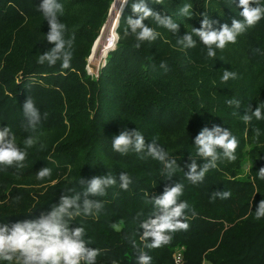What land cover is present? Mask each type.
Masks as SVG:
<instances>
[{
	"label": "trees",
	"instance_id": "1",
	"mask_svg": "<svg viewBox=\"0 0 264 264\" xmlns=\"http://www.w3.org/2000/svg\"><path fill=\"white\" fill-rule=\"evenodd\" d=\"M113 1L58 0L65 9L61 22L69 35L75 33L71 66L64 69L60 62L52 67L37 63L53 47L46 40L50 26L39 10L42 0H0V130L8 126L24 148L30 132L23 104L30 97L40 111L43 133L26 149L23 167L0 165V224L35 220L58 206L61 196L82 192L91 178L109 174L117 183L106 196L92 197L103 203L100 212L69 221L71 228L85 229L87 247L100 250L96 264H138L141 252L152 258L151 264H264V218L255 219L264 200V180L258 176L264 167V120L245 124L241 119L247 107L254 111L264 102V18L211 59L195 34V48L182 49L176 39L200 29L202 13L215 30L243 19L239 0H146L154 11L171 16L179 30L171 33L149 18L145 25L160 36L136 50V37L125 36V29L128 16L137 18L131 9L137 0H127L115 28V47L94 77L86 64ZM184 3L193 5L191 17L180 15ZM223 70L237 72L238 79L222 82ZM228 98L239 99L240 106L229 107ZM213 126L237 137V159H221L202 183L192 184L185 176L188 165L206 162L196 155L195 137ZM125 128L140 130L146 144L156 138L180 166L174 176L167 178L163 164L146 153L114 151L112 139ZM254 128L260 129L259 138ZM45 167L51 176L38 180L36 174ZM123 172L132 178L127 191L120 188ZM177 182L184 185L180 201L190 206L185 215L189 229L172 233L168 245L147 248L151 238L141 240L140 223L155 218L150 199ZM223 190L231 197L212 198ZM120 220L122 230H113L110 225Z\"/></svg>",
	"mask_w": 264,
	"mask_h": 264
},
{
	"label": "clouds",
	"instance_id": "2",
	"mask_svg": "<svg viewBox=\"0 0 264 264\" xmlns=\"http://www.w3.org/2000/svg\"><path fill=\"white\" fill-rule=\"evenodd\" d=\"M126 3L127 0H121V7ZM152 3L163 4V0H152ZM238 6L243 9L239 13L243 19H233L231 26L225 23L219 30H215L212 28L213 22L208 19L207 13H202L204 19L201 28H193L192 33L176 39L177 44L182 46V49L195 48L197 46V41L193 39V34H195L207 49L206 58L215 59L217 49L223 51L228 44H235L238 36L264 18V5H261L260 0H239ZM131 9L137 18L134 19L132 15L127 17L128 27L125 29V36L132 34L136 37L137 42L134 45L136 50L141 48L142 43L151 44L160 36L155 28L145 25L144 21L149 18L171 33H177L179 30V24L171 16L161 15L154 11L146 0H137L131 5ZM192 9L191 3H184L179 13L184 17H191ZM39 10L50 26L46 40L53 47L40 54L37 63L52 67L60 62L62 68H70L74 55L75 33L69 35L67 25L60 20V17L64 15V6L58 0H42ZM109 47L114 48L115 45L110 43ZM256 51L259 52V49ZM160 66L167 70L165 61H162ZM230 79H238V73L223 70L221 81L227 83ZM226 103L229 107L234 105L238 108L240 106V100L235 98H228ZM23 113L28 121L26 131H29L30 135L24 139L22 149L18 146L16 137L8 126L0 130V165L23 167V161L27 157L26 149L35 146L40 136L43 135L39 132L40 111L30 97L23 104ZM44 118H47V113L44 114ZM241 119L245 124H250L253 119L264 120V102L259 103L254 111L251 107H247L246 114L241 116ZM253 131L255 137L259 138L260 129L254 128ZM238 145L237 137L229 129L220 126H213L211 129L204 127L195 137V146L196 155L203 157L206 162L198 166L193 160L188 165L189 170L185 172L187 180L192 184L202 183L206 174L217 168L218 161L221 159L235 161ZM43 147L44 145L41 144V148ZM112 148L121 155L129 152L146 153L163 164L167 178L173 177L180 167L176 159L170 158L169 153L156 142V138H153L152 143L146 144L140 130L125 128L112 139ZM51 172L50 168L45 167L36 174L37 179L44 180L51 176ZM258 176L264 180V167L259 169ZM119 180L120 188L127 191L132 184V178L127 172H123ZM116 183L117 180L113 175L94 176L87 182L82 192L71 196H61L59 205L53 206L51 211L42 213L39 218L18 221L11 225L0 224V261H7L9 264L14 260L17 264H96L100 250L87 247L88 244L84 239L85 229L82 226L71 228L69 221L81 214L93 216L99 213L103 208V203L92 197L106 196L107 189ZM183 191L184 185L177 182L174 186H166L162 195L150 199L156 209L155 218L140 223V228L144 229L141 240L149 241L151 238V242L145 245L147 248L157 249L168 245L173 239L172 233L189 229L185 215L186 211L190 210V206L187 201L179 199ZM217 197L228 199L231 197V192L216 191L212 198ZM193 215H195L194 211ZM261 218H264V200L259 202L255 211V219L260 220ZM123 224V220H120L112 223L110 227L120 231ZM151 260L149 255L141 252L138 264H151Z\"/></svg>",
	"mask_w": 264,
	"mask_h": 264
},
{
	"label": "rangeland",
	"instance_id": "3",
	"mask_svg": "<svg viewBox=\"0 0 264 264\" xmlns=\"http://www.w3.org/2000/svg\"><path fill=\"white\" fill-rule=\"evenodd\" d=\"M115 2V3H114ZM115 4V5H114ZM125 5V4H124ZM123 5V6H124ZM114 6L116 7V10L118 11L117 12V15L119 14L120 16V13L123 9V7H121V0H114L111 4V7H110V10H109V15H108V19L100 33V35L96 38V40L94 41L93 45H92V49H93V46L95 45L94 47V50H93V53L91 51V58H90V71L91 70H94L98 64H101L103 62V58H104V53H103V45L101 44V41L104 40V36L106 34V26H107V23H108V20H109V17H110V13L111 11L114 9ZM119 8V9H118ZM118 16V18H119ZM118 22V21H117ZM116 32V31H115ZM89 58V57H88ZM89 74V73H88ZM92 76V75H91Z\"/></svg>",
	"mask_w": 264,
	"mask_h": 264
},
{
	"label": "bare ground",
	"instance_id": "4",
	"mask_svg": "<svg viewBox=\"0 0 264 264\" xmlns=\"http://www.w3.org/2000/svg\"><path fill=\"white\" fill-rule=\"evenodd\" d=\"M115 3V2H114ZM115 5V4H114ZM119 9V8H118ZM117 10H116V7L114 6V9L111 11L110 13V17H109V20H108V23H107V26H106V34L104 36V40L101 41V44L103 45V53L108 49L110 48L109 47V44L112 42V41H115V28H116V25H117V21H118V15H117Z\"/></svg>",
	"mask_w": 264,
	"mask_h": 264
},
{
	"label": "built area",
	"instance_id": "5",
	"mask_svg": "<svg viewBox=\"0 0 264 264\" xmlns=\"http://www.w3.org/2000/svg\"><path fill=\"white\" fill-rule=\"evenodd\" d=\"M115 34H116V36H115V41H112V42H111V43L114 44V45H115V43H116V41H117V39H118V35H117L116 32H115ZM112 48H113V47H110V48H108V49L104 52V55H103L104 58H105L107 52H108L110 49H112ZM90 58H91V56H89V58H88V62H87V64H86V70H87V72H88L90 75H92V76L95 77V76H97V74H98V70H99L100 66L104 64L105 60H104V58H103V62H102L101 64H98V66H97L94 70H91V71H90ZM175 261H176L177 263L181 262V256H180V254H177V255H176V257H175Z\"/></svg>",
	"mask_w": 264,
	"mask_h": 264
},
{
	"label": "water",
	"instance_id": "6",
	"mask_svg": "<svg viewBox=\"0 0 264 264\" xmlns=\"http://www.w3.org/2000/svg\"><path fill=\"white\" fill-rule=\"evenodd\" d=\"M118 16H119V14H118ZM94 47H95V45L93 46L92 53H93Z\"/></svg>",
	"mask_w": 264,
	"mask_h": 264
}]
</instances>
